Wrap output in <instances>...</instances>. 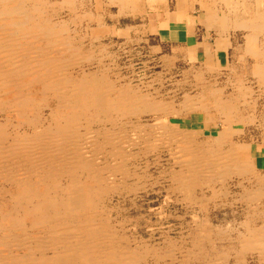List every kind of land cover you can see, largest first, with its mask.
I'll use <instances>...</instances> for the list:
<instances>
[{
    "label": "bare ground",
    "instance_id": "obj_1",
    "mask_svg": "<svg viewBox=\"0 0 264 264\" xmlns=\"http://www.w3.org/2000/svg\"><path fill=\"white\" fill-rule=\"evenodd\" d=\"M87 1L0 0V264H142L143 257L160 261L171 252L178 254L177 264H245L253 255L254 264H264V170L255 156L262 144H253L262 126L260 101L252 96L257 89L225 79L232 74L214 66L211 44L204 40L211 29L223 35V28L231 27L245 45L263 42V2L255 7L253 0H200L208 31L188 23V35L199 36L188 48V61L196 60L178 69L183 86L172 80L169 94L162 91L163 72L148 82L126 84L119 74L87 71V64L97 65V55L77 41L80 21L98 24L96 34L110 28L100 21L101 10L87 11ZM102 1L118 6L120 14L140 15L142 24L127 30L143 35L150 10L176 5L179 21L191 18L185 8L191 0H96V9ZM213 4L219 8L207 6ZM160 26L169 28L164 22ZM217 41L221 48L229 43L222 36ZM162 60L167 66L171 58ZM229 83L237 86L231 94ZM192 112L204 115L197 128L172 120L188 119ZM208 124L217 133L208 132ZM137 145L141 150L133 151ZM142 152L169 153L173 160L161 171L162 181L193 213L186 229L163 237L161 242L172 247L167 254L148 240L130 246L135 240L126 241L117 230L120 221L115 223L106 207V195L128 189L134 177L130 189L147 184L150 166L141 174L140 164L132 162ZM211 205L231 210V218L215 222Z\"/></svg>",
    "mask_w": 264,
    "mask_h": 264
},
{
    "label": "rangeland",
    "instance_id": "obj_2",
    "mask_svg": "<svg viewBox=\"0 0 264 264\" xmlns=\"http://www.w3.org/2000/svg\"><path fill=\"white\" fill-rule=\"evenodd\" d=\"M51 1H52V3L56 4L57 0H51ZM87 2H88L87 6L85 4L82 5L83 8L81 7V11H85L87 9V11L91 10L94 13H96V10H97V12L101 10L103 13L102 14L103 20H100V21L104 22L103 24L107 25L108 28L109 27L111 28V29L109 28L110 31L108 30V32H106V33L96 34V33H94L93 28H96L98 26V24L88 23L83 18H82V21H80V23L77 27V32L78 31H81V32H78L80 35L76 32V37H77L76 39H77V41L78 40L81 41V45L83 46V49H85L87 51L93 50L95 53V56L97 55L96 56L97 57L96 64L98 66L95 65V63L87 64V66H85L87 71L88 70H99V71L104 70V72H108L110 74L114 73V75L112 74L114 77H115V75L119 74V76L121 75V78L123 76V79L125 81L123 79L122 80L126 84L132 83L134 80L135 81L137 80V81L136 82L134 81L133 83L148 82L154 76H157L160 72H163L161 74H163L167 78L166 80H164V83L162 84L163 85V90H162L163 92H166V91L169 92V89H171V87H173V81H177V83H176L177 87L183 86V82H181L180 76H178L177 74H178L179 68H181L183 66H188V64H190L189 62H191V61H188L190 59V57H188V48L190 46H188V44L186 45V43L180 44L178 42H176V43L170 42L171 45L165 46L167 41H169L170 39L175 40V39H177V36L172 35L175 33L174 32L170 33L168 29H161L160 33H157V31H155L158 29L159 23L163 21L161 19L162 15H159L156 12H154L155 10H150L148 12L149 13L147 15L148 25L146 26L147 27V33H146L147 35L146 34L143 35V34H140L136 30H133V29H130L131 31L127 30L128 27L136 28L142 24L143 19L140 15L136 16V15H129V14H120L118 6L114 5V7L113 6L109 7L105 3L103 4V1L101 4L98 5V9H96V0L95 1L90 0ZM89 4H91V5H89ZM88 7H90V8H88ZM99 7L101 9H99ZM104 10H106L107 12H105ZM112 13L114 14V16ZM106 14L107 15L109 14V15L106 16ZM63 16L65 18L70 16L68 13V10L63 11ZM121 16L124 18H122ZM128 17H129V19H128ZM130 18L132 21L130 20ZM85 24H87V25H85ZM79 26H80V28H79ZM88 28H89V30H88ZM69 32H72V31L70 30ZM115 32H116V34H115ZM138 34H139V36H138ZM182 34L183 33H180L181 38H182ZM82 35L85 37H82ZM91 35H93L95 37H92ZM113 35H114V37H113ZM184 35H185V33H184ZM140 38H142V39H140ZM164 41H166V42H164ZM189 42L190 41H188V43ZM93 44L95 45V47H93L94 46ZM159 45L161 46V48H157V46H159ZM153 46L155 48H153ZM100 48H103L105 50H103V52H101ZM105 51H109L110 53L105 52ZM114 53L116 54V56ZM165 54H166V56H169L171 58V60L167 64V66L164 64V61L162 60V57H166V56H164ZM103 56H104V58H103ZM98 59H102V60L99 61ZM106 62H108V63H106ZM107 64H109V65L107 66ZM101 66H103V67H101ZM106 67H108V68H106ZM74 68L76 69V71H78V66H75ZM107 69H108V71H107ZM171 74L172 75L175 74L174 76H177V77L174 78ZM148 75H150V76H148ZM144 79H147V80H144ZM112 80H115V78ZM129 80H131V81H129ZM126 81H128V82H126ZM178 81H179V83H178ZM134 85H136V84H134ZM169 94H170V92H169ZM47 112H48V110H46V113ZM145 118H147V117H145ZM203 119H204V115L202 113L192 112L188 119L173 118L172 120L174 122H177V123H182V127H184V128L187 127V128L192 129V128H197L198 123H201L200 121H203ZM133 120H136V119L134 118ZM199 129L201 130V132L204 130L203 127H201V126L199 127ZM207 130H208V132L217 133L218 129L213 130L212 128H210V131H209V129H207ZM208 132L206 131V135H209ZM138 146L139 145L133 146L131 148L133 151H136L138 149L141 150V146H139V147ZM127 147H130V146H127ZM199 147L201 148V144L199 145ZM145 153L143 154V152H142L141 153L142 156L137 157V159L136 160L134 159L132 162L135 161L136 163L140 164V166L136 170H138V171L140 170L139 172H141V174L145 172V170H144L145 166H150L151 171L149 170V172L146 173L147 175H145V177H144V181H146V182L148 181L147 184L146 183H142L143 185L140 184V186H139L140 188L138 190L130 189L129 186L133 183H136V177H134L133 179H131L132 181L129 180L128 189H122L121 190V187H120L119 192H117V193L115 192L112 195H110V194L106 195V197H105L106 207H107V210L111 209V215L114 217V222L117 223L118 220L120 221L117 223V226H119L121 228L117 229V230L120 232V234L122 236L125 235V237H128L126 239V241L128 239L129 240L131 239V241L135 240L134 243H132V244L129 243V240H128V243L130 244V246H132L133 248H136L138 246V244L136 243L137 240H148V241H151V244L157 245L159 252L161 254H167L170 251V248L172 249V247L161 242L163 237L164 236L176 237V233H179L180 230H182L184 228L186 229L188 227V226H184V225L187 221H190L192 219L193 213H192V211L186 212V208L189 207L187 205V203L184 200H180V201L176 200L175 194L170 195L168 192V186L166 185V183H164V181H162L163 180V174H161V171L168 167V163H170V161L172 159L169 157V153H166L167 155H165V153H163V155L157 154V153L153 154L152 152H150V154H149V152L148 153L145 152ZM130 155H132V154H130ZM242 155L244 158L248 157L247 152H242ZM167 156H168V158H167ZM129 157L131 159H133L132 156H129ZM158 158H159V160H158ZM162 162H164L165 164ZM151 165L153 167H151ZM155 166H157V167L155 168ZM156 172H157V174H156ZM157 177L161 178L162 182L159 181V183L157 182V184H154L153 180L156 179ZM233 189H234V186H233ZM199 191H201V190L198 189L197 192H199ZM166 196H167V198H166ZM178 199H181V198H178ZM211 209H213V213H214V214L213 213L211 214V218H214L213 220L215 222L225 220L227 217L231 218V216H232L231 210L225 211L220 206L214 208L213 205H211ZM220 210H221V212H220ZM184 215H186V216H184ZM214 216H216L218 218H216ZM222 216H224V217H222ZM168 231H173V233H169ZM137 236H138V238H137ZM168 256H169L168 257L169 260L166 258H162L160 261L154 260L153 255L147 256L145 258L143 257V261H142L143 263L142 264H158V263L159 264H165V262H166V264H177L178 254L171 252ZM253 258H254V255L251 256L249 259H247L245 264H254ZM232 262H234V261H232ZM221 264H224V262H221ZM225 264H227V263H225ZM239 264H243V263H239Z\"/></svg>",
    "mask_w": 264,
    "mask_h": 264
},
{
    "label": "crops",
    "instance_id": "obj_3",
    "mask_svg": "<svg viewBox=\"0 0 264 264\" xmlns=\"http://www.w3.org/2000/svg\"><path fill=\"white\" fill-rule=\"evenodd\" d=\"M176 1H178V0H176ZM202 1V0H201ZM257 2V3H256ZM261 2H263V5H264V0H253V4H254V6L255 7H257V6H260V7H262V3ZM260 3H261V5H260ZM208 4V3H207ZM257 4V5H256ZM179 6V5H178ZM207 6H213V9L212 10H214V9H218L219 8V6H217V5H207ZM185 8H186V12L190 15V21L189 22H185V21H179V19H178V15H179V12H178V8H177V6L175 5V7H171V8H169V9H163V8H161V9H158V10H155L154 12H156L157 14H159V15H162V22H164L165 24H167L168 25V30H169V32H174L175 33V35L177 36V39H175V42H178V43H186V45L188 44V46H193L194 45V43H198V41H197V39L199 38V36H198V38L195 36V35H193V34H191V35H188L189 34V24L191 25V26H194L198 31H204V32H207L208 30H207V28L206 29H204V27H205V23H206V20H205V18L203 17V16H201V15H203L204 13H205V9H204V4H203V2L201 3L200 2V0H191V2L190 3H187L186 4V6H185ZM149 14V13H148ZM162 22H160L159 23V25H158V29L157 30H155V31H157V33H159L160 32V30H161V23ZM189 23V24H188ZM239 28H244V27H239ZM228 29H229V31H228ZM228 29H224L223 28V30H222V32L224 33L223 35H220V34H218V32L216 33V29H211V30H209L208 31V37H206L204 40H206V43L208 44V45H210V48H211V53H212V55H211V61L213 62V64H214V66H218L219 65V67L220 66H222V69L224 68L225 69V72H226V74H227V71L229 70V72H228V74L230 73V74H232L234 77H232V75H227V76H224V78L225 79H227V80H229V81H232V80H238V82L240 83V82H242V81H244L243 82V86L246 88V87H248V88H255V89H257L255 92H254V94H252V96H254L255 98H257V104H259V101H260V108H259V110H260V112L263 114V116H262V118H261V113H260V118H259V121L260 122H262V123H260L259 125L261 126L260 127V131H258V136H256L255 137V141H254V143L253 144H262L261 145V148H256L255 149V156H256V160H257V165L261 168V170H264V139H262L261 140V138H264V91H263V89H264V55H263V51H264V41L262 42L261 40L259 41V43L258 42H254V43H251V45L249 44V43H247L246 42V45H245V42L243 41H240V40H237V38H238V33H237V35H236V33H234V28H231V27H229ZM231 29V30H230ZM244 31H246V29H244ZM188 32V33H187ZM180 33H183L182 34V38H181V36H180ZM184 33H185V35H184ZM225 33H227V35L225 34ZM218 34V35H217ZM188 35V36H187ZM225 35V36H224ZM221 36H222V38L224 37L225 38V41H226V43L227 42H229L228 43V45L226 44L224 47L225 48H221L218 44V38L220 37L221 38ZM236 39V40H235ZM182 41V42H181ZM188 41H190L189 43H188ZM171 42V41H170ZM172 42H174L173 40H172ZM202 43V42H201ZM225 43V42H224ZM244 43V44H243ZM239 46H238V45ZM178 45V44H177ZM238 46V48H237V46ZM260 45H263V46H260ZM219 46V47H218ZM243 46V47H242ZM252 46V47H251ZM253 46H255V47H253ZM261 48H260V47ZM240 48V49H239ZM252 48V49H251ZM254 48V49H253ZM256 48V49H255ZM262 48H263V50H262ZM224 49H226V50H224ZM233 50H234V52H233ZM259 52H258V51ZM261 50H262V52H261ZM228 51V52H227ZM236 51V52H235ZM237 51H239V52H237ZM248 51V52H247ZM250 51V52H249ZM214 52V53H213ZM199 53H200V51H199ZM235 54V56H234V54ZM238 54V56H237V54ZM242 53V54H241ZM256 53V54H255ZM258 54L260 55V56H258ZM225 56V57H224ZM248 56V57H247ZM255 56H258V57H256L255 59H253ZM263 56V57H262ZM230 57V58H229ZM246 57V58H245ZM232 58H234V59H232ZM250 58V59H249ZM231 61H230V60ZM246 59V60H245ZM249 59V60H248ZM253 59V60H252ZM260 59V60H259ZM196 60V58L195 57H193L192 59H191V61H195ZM235 60V61H234ZM241 60V61H240ZM245 60V61H244ZM216 61V62H215ZM244 61V62H243ZM250 61V62H249ZM263 61V62H262ZM216 64H215V63ZM218 62V63H217ZM231 62V63H230ZM229 63V64H228ZM240 63V64H239ZM250 63V64H249ZM227 64V65H226ZM232 64H234V65H232ZM241 64H244V65H242L241 66ZM249 64V65H248ZM262 64V65H261ZM230 65H232V66H230ZM258 65H260V67L258 66ZM231 67V68H233V66L234 67H236V68H233V70L230 68V69H228V67ZM246 66V67H245ZM257 66V67H256ZM239 67V68H238ZM243 67V68H242ZM249 67V68H248ZM252 67H254V68H252ZM240 68H241V70H240ZM245 70V71H244ZM239 71V72H238ZM247 71V72H246ZM234 72V73H233ZM238 72V73H237ZM246 74H245V73ZM216 73H218V72H216ZM259 76H257V75ZM236 75H237V79H236ZM243 76V77H240V76ZM228 76H231V77H229L228 78ZM255 76V77H254ZM238 77H240V78H238ZM245 77V78H244ZM249 77V78H248ZM254 77V78H253ZM257 77V78H256ZM233 78V79H232ZM235 78V79H234ZM242 78V79H241ZM247 78V79H246ZM254 79V80H253ZM216 80H218V79H216ZM248 80H250V81H248ZM251 81H253V82H251ZM261 81H263V83L261 82ZM255 82V83H254ZM259 82V83H258ZM251 84H253V85H251ZM263 84V85H262ZM230 85V83L228 84V87L231 89H233L232 90V92H230V94L231 93H233L234 92V89H236L237 88V86H236V84H233V83H231V85ZM246 85V86H245ZM234 86V87H233ZM256 86H258V88L256 87ZM261 88H260V87ZM236 87V88H235ZM260 90H262V93L260 92ZM257 91H258V93H257ZM256 93V94H255ZM260 93H261V95H260ZM259 95V96H258ZM257 96V97H256ZM261 96V97H260ZM262 101V102H261ZM263 111V112H262ZM206 126H208L209 128L210 127H215V126H212L211 124L209 125H206ZM263 127V128H262ZM260 132V133H259ZM263 134H262V133ZM261 137V138H260ZM257 139V140H256ZM261 140V141H260ZM261 158H263L262 160H261ZM259 168V169H260Z\"/></svg>",
    "mask_w": 264,
    "mask_h": 264
}]
</instances>
